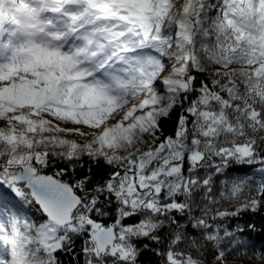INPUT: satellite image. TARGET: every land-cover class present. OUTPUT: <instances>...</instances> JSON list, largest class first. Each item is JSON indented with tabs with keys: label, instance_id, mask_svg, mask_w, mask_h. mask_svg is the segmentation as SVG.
<instances>
[{
	"label": "snow or ice",
	"instance_id": "snow-or-ice-1",
	"mask_svg": "<svg viewBox=\"0 0 264 264\" xmlns=\"http://www.w3.org/2000/svg\"><path fill=\"white\" fill-rule=\"evenodd\" d=\"M261 212L264 0H0V264H264Z\"/></svg>",
	"mask_w": 264,
	"mask_h": 264
},
{
	"label": "trees",
	"instance_id": "trees-1",
	"mask_svg": "<svg viewBox=\"0 0 264 264\" xmlns=\"http://www.w3.org/2000/svg\"><path fill=\"white\" fill-rule=\"evenodd\" d=\"M174 120H175V116H173L171 120H166L162 122L165 133L171 132ZM84 160H85V167L82 170L79 167H77L78 173H82V172L86 173L88 171L87 158L85 157ZM60 166L63 167V165H60ZM92 167L97 177H99L100 175L104 173V169L102 168L96 169L94 165H92ZM55 171L56 169L52 168L49 173L51 174V172H55ZM246 198H247L246 195L241 197L242 200ZM248 221L255 223V230L253 231L251 238L255 240L257 245H259L260 243H264V212H261L257 215L246 214L242 217L239 223L241 224V226H243L244 223ZM224 243L227 244V241H225ZM79 249H80V242L77 241L75 253L61 254L62 259H63V264H76L74 256L79 254ZM153 259L154 258L151 254H148L147 256L142 257V260L145 262H150ZM232 264H248V262L247 261H233Z\"/></svg>",
	"mask_w": 264,
	"mask_h": 264
},
{
	"label": "water",
	"instance_id": "water-1",
	"mask_svg": "<svg viewBox=\"0 0 264 264\" xmlns=\"http://www.w3.org/2000/svg\"><path fill=\"white\" fill-rule=\"evenodd\" d=\"M50 174V173H49Z\"/></svg>",
	"mask_w": 264,
	"mask_h": 264
}]
</instances>
